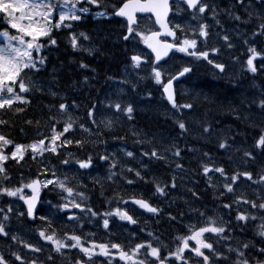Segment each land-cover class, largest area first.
<instances>
[{"label":"trees","instance_id":"1","mask_svg":"<svg viewBox=\"0 0 264 264\" xmlns=\"http://www.w3.org/2000/svg\"><path fill=\"white\" fill-rule=\"evenodd\" d=\"M217 1L212 0L211 4ZM247 1H232V11L245 21L226 22L227 30L218 36L216 44L206 45L207 49L218 47L219 63L225 65L219 75L208 61L176 60L179 55L176 52L159 66L164 81L183 67H191L192 71L178 86L176 98L179 105L191 104L190 109L173 108L165 98L162 84L158 85L150 75L154 59L148 52H145L147 62L140 67L131 64V51L122 39L121 19L95 17L101 9L93 5L80 21L71 22V29H53L51 35L57 41L54 46L48 45L46 37L41 39V43L47 45L40 53L47 58L45 64L39 72L25 74L38 80L41 90L33 88L30 94L26 93L27 104L17 101L12 108L0 109V120L6 122L0 124V133L15 143L30 145L50 137L53 124L56 131L61 132L70 115L73 128L64 133L61 140L73 143L63 144L56 153H37L35 158L30 149L22 159L10 157L6 164L12 176L24 171L32 180L51 177V168H54L57 176H66L72 183L75 181L80 190L88 194L92 207L101 210L102 202L107 201L108 212L122 208L124 200L133 196L152 200L161 210L155 216V223L160 226L170 217L173 225L180 224L175 220L182 216L192 224L201 213L215 211L230 223L226 224L230 228L225 231L251 261L264 260L260 254L264 236L258 234V226L264 223V209L245 202L264 203V181L260 180V176H264V148L255 146L264 128V110L259 107V100L264 99V55L255 61V73L246 66L248 48L264 52V36L258 30L262 21L257 17V13H264V3L262 0ZM225 4L222 1L216 3V7ZM248 12L253 15L249 17ZM5 21L6 17L0 14V29L7 27ZM199 22L185 5L181 4L179 10L174 6L172 23L186 29L183 35L198 37V31L193 33L187 29H196ZM215 27L210 24V31L217 32ZM70 31L84 32L90 37L88 41L81 39V44L93 49L91 54L71 47ZM225 35L229 36L227 42L223 40ZM81 62L88 67L81 68ZM85 76L89 77L87 81ZM60 103L68 105L63 115L58 109ZM115 103L122 107L131 104L134 108L131 117L117 110ZM16 108L22 111L17 112ZM90 108L92 117L87 114ZM177 120L186 123L187 131L182 133ZM206 125L210 126L207 133L203 131ZM76 140L82 143L77 145ZM221 140H226V148H219ZM175 147L181 150L179 157L174 156ZM11 148L9 146L6 151L10 152ZM153 148L165 159L143 155ZM127 152H132L133 156H127ZM246 152L251 156H246ZM89 156L92 164L80 168L76 161ZM101 156H107L108 160H101ZM113 161L115 165L110 167ZM204 163L223 167L225 172L205 174ZM176 164L182 167L176 168ZM130 169L140 171L141 176L137 177ZM243 172L251 173V179L240 175ZM233 174L238 176L235 182L226 178ZM173 177L175 187H172ZM155 182L166 186L163 195L156 193ZM225 183H231L233 191L226 190ZM120 194L128 198L118 197ZM237 197L243 199L237 201ZM238 212L245 213L249 219L238 220ZM247 234L251 235L250 239ZM245 243L249 245L247 249L241 247Z\"/></svg>","mask_w":264,"mask_h":264},{"label":"snow or ice","instance_id":"2","mask_svg":"<svg viewBox=\"0 0 264 264\" xmlns=\"http://www.w3.org/2000/svg\"><path fill=\"white\" fill-rule=\"evenodd\" d=\"M264 3V0H262ZM183 4L186 6L187 10H192V15L196 18L198 14H203L207 9L212 7V15L215 17L216 10L214 6H210L205 0H175V8L180 9V5ZM83 5V6H80ZM96 6L101 10L96 12L95 15L106 17V16H117L124 18L126 24L122 25L125 29L122 39L124 41H129L133 39H139L147 48L151 49V53L154 54V60L152 61L153 66L151 67L150 75L155 80L158 85L162 84L163 94L166 96L169 103H171L173 108H191V104L179 105L176 102L173 90V81L179 76H183L185 73L192 71L191 67H183L175 75L167 79L166 82L163 80V74L156 64V62L161 61L163 57L168 56L169 52L175 49L178 52L186 53L191 57L196 59H205L208 60V63L214 64L216 69L221 71L224 70L225 65L222 63H214V61L209 60V52H217L215 47L199 51L197 50V39L189 38L187 35H183L186 29L180 24H171L169 22V14L173 10V4L170 3V0H0V14H3L6 17L7 27L4 30H0V36H3L4 43L0 44V109L12 108L15 102L19 101L27 104L28 101L24 93L30 92L33 88L37 91L41 90L40 82L34 80L32 77H26L28 72H39L41 66L46 62V57L40 55L41 50L47 45L41 43L42 38H47L48 45H55L57 43L56 39L51 35L53 29H60L67 27L71 29V22L80 21L84 13L90 11V6ZM247 11V9H246ZM150 14L155 17V25L158 26V31L151 30H141L140 25L137 21L138 14ZM231 15V13H229ZM249 17L253 15L252 12L247 13ZM258 18L262 21L258 25V30L261 34H264V13L258 14ZM234 19L240 20L239 15H235ZM219 23V21H216ZM207 24L199 23L196 29L189 28L188 31L197 33L199 37H208L209 33L207 31ZM15 31V34H10L12 31ZM177 30L182 34L181 36L177 35ZM255 33H253L254 35ZM165 38H161V37ZM166 37H173L174 40L169 42ZM70 44L73 49H80L92 53L93 49L84 48L81 44V39L84 41L90 40V37L84 32H71L69 33ZM224 41H229V36H223ZM232 47L231 44L228 45ZM248 57L246 61L247 69L255 73L257 71L256 66L254 65V59L256 57L264 55V52L257 51L255 47L248 48ZM145 60L143 55L133 54L130 57L131 64L134 67H140L141 63ZM81 68H87L88 65L81 62ZM89 77L85 76L84 80L87 81ZM127 83V81H125ZM135 87V85H132ZM18 89V90H17ZM56 95V93H52ZM75 102L73 101V105ZM114 107L117 110H122L127 113L129 117L134 111V108L131 104L122 107L120 103H115ZM259 107L264 110V99L259 100ZM68 105L65 103H60L58 109L60 110L61 115L67 111ZM17 112L22 111L20 108L15 109ZM88 116H93V110L90 108L88 110ZM52 119H55L53 117ZM6 123L5 121L0 120V124ZM30 123V121H29ZM95 123V121H93ZM110 123L107 126H110ZM182 133L187 131L186 123L183 120L176 121ZM74 121L69 115L67 120L64 122L63 130L61 132L56 131L55 124L51 127L52 135L50 137H44L37 141H34L30 145H23L15 143L13 140L9 139L5 134L0 133V194L6 195L8 197L19 196L21 200L27 205V216L34 217L36 211V205L40 198V190L42 187H47L48 185L58 186L59 188L66 191L69 196L74 192V189L66 185L67 177L64 179L56 178L55 172H52L53 179H44L41 181L39 178L33 179L27 184L21 182L17 187H7L5 182L10 179V176L7 173V170L4 167V162L7 161L10 157L13 159H22L26 150H31L33 158L37 153L43 154L44 152L56 153L58 147L61 144H71V140H61V137L64 133L68 132L73 128ZM255 126V125H254ZM81 128H84V125H80ZM203 131L205 133L210 131V126H204ZM60 141V144L57 143ZM75 143L80 145L82 142L76 140ZM9 146H12L11 151H6ZM219 148H226V140H221L219 143ZM255 146L264 148V128H261L260 135L255 140ZM180 148L175 147L174 156H180ZM127 156H133L132 152H127ZM144 156L155 158V159H165L160 152L153 148L150 152H144ZM208 156L207 153L204 154ZM246 156H251L250 152L245 153ZM101 160H108L107 156H101ZM68 161H63L67 163ZM76 163L80 168H88L92 164V158L89 156L86 160H77ZM115 161H113V167ZM142 167H147L142 165ZM176 168H181L182 165L176 164ZM135 171L137 177L141 176L140 171ZM202 170L205 174L210 171H215L221 174H224L225 170L223 167H214L212 164L204 163L202 164ZM45 172L49 171L44 169ZM240 175H243L251 179V173L243 172ZM231 181L235 182L238 179L237 174L231 175V177H226ZM111 179V176H109ZM260 180L264 181V176H260ZM131 183V181H129ZM165 187L162 186L159 182H155V191L161 195L165 192ZM172 187H175V177L172 178ZM229 192L233 191V185L231 183H225L223 186ZM30 189V195H24V189ZM81 199H84V194H78ZM135 204L139 205L141 208L147 209L149 212L157 213L160 210L157 207H153L147 200L140 199L136 197H131ZM237 201L242 200V197H237ZM251 203L252 207H259L264 209V203L257 205L255 202L245 201ZM60 209L68 208H77L82 211L90 213L92 216H97L99 213L93 211L91 208H86L82 203H77L75 200H72L70 203H64L58 205ZM225 207H230V205H225ZM0 211H4L0 209ZM8 212L12 211V208L9 206L7 209ZM115 214L121 219L128 220L131 223H136L132 216L128 214L127 211L122 208L113 209L112 212H105L103 215L105 217ZM203 215V213H201ZM70 219H76L75 216H70ZM4 219H8L7 213L4 215ZM41 220H47V217L41 216ZM238 220H247L249 219L248 215L243 212L237 213ZM103 225L105 228L109 225V220L105 218L103 220ZM258 234L264 236V223L258 226ZM51 228V223L49 222L45 228L39 230V235L46 241H51L56 252H61L65 248H79L80 252L84 256L88 257L90 260L96 254V250L99 249V253L105 257L109 256H119L120 260L128 262V264H146L147 257L155 258L158 261V264H165V258H161V250L159 246H153L151 241H144L142 243L135 244L131 248L130 252L125 251L124 248L118 243H97L95 240H88L87 245L83 241V237L76 234L69 235L64 233L63 238L58 237L55 231H52L51 234L48 233V229ZM225 232L224 226H217L216 221L212 218H208V223L204 226H197L195 224L189 225V235H183L178 237L179 244L176 250L169 251L168 256H173L176 260H184V252L190 247L189 241H195V247L191 248V251L195 253L197 257L202 258L201 264H212L210 256L206 255L203 249L211 250L212 254L216 257H222L223 254L219 251H216L212 243H208L203 239L205 233H215L217 235ZM0 234L5 236L8 233L5 231V224L0 222ZM13 240H16L15 235L12 236ZM23 243V241H21ZM29 249H34L39 252L40 249L36 248L33 244H25ZM243 249H247L249 245L247 243L241 246ZM110 249L116 250L111 252ZM146 249V258L139 259L140 251ZM229 252H232L233 249L229 248ZM237 259L235 264H251V258L245 256V252L241 251L239 248L235 250ZM260 254L264 255V248L260 249ZM15 256L16 260H21L22 257L17 253H12ZM0 264H8V261L5 257L0 254ZM31 264H38L37 261H31ZM75 264H84L80 259H76ZM187 264V261H185ZM256 264H264V260L256 261Z\"/></svg>","mask_w":264,"mask_h":264},{"label":"flooded vegetation","instance_id":"3","mask_svg":"<svg viewBox=\"0 0 264 264\" xmlns=\"http://www.w3.org/2000/svg\"><path fill=\"white\" fill-rule=\"evenodd\" d=\"M138 23L142 28H148L152 31V17L151 16H139ZM12 178L5 182V186L11 187ZM3 199H7L8 196L0 194ZM118 197L128 198L126 194H120ZM9 199V198H8ZM151 205L154 201L149 200ZM102 208L99 210L95 207V212L99 215L95 216V219L87 216L83 211L71 210L64 216V213L68 210H63L58 208L57 216L55 218V233L58 237L63 238L64 233L76 234L83 237L85 246L88 240H95L99 243H118L125 251L131 250L132 247L137 243H142L144 241H151L153 246H159L161 250V258H165V264H201L202 258L197 257L195 253L191 251L192 247H195V241H189L190 247L184 252V260H176L173 256H168L169 251H175L179 240L178 237L183 235H189L185 225L176 224L173 225L171 218L166 221L162 226L155 223L157 213L149 212L147 209L141 208L139 205L135 204L132 199H125L122 203L123 210L127 211L130 216L136 221V223H131L128 220L121 219L117 217L112 225H108L107 228L103 225V220L107 218L109 221L112 218L109 216L105 217L103 214L107 212V201L102 202ZM155 206V205H154ZM156 207V206H155ZM8 208H6V212ZM65 211V212H64ZM70 216L77 217L76 219H70ZM156 216V217H155ZM155 217V218H154ZM142 223H145L142 225ZM204 226V225H199ZM8 233L7 236L0 234V254H2L8 261V264H20L19 260H16L15 256L12 255V240L9 230L5 228ZM223 234L215 233H205L203 239L208 243H212L216 251L223 254L222 257H216L212 254L211 250L203 249L206 255L210 256L212 264H235V258L232 252H229V248L233 249V241L225 239L223 241ZM231 237V235L229 236ZM27 248V247H26ZM54 248V246H53ZM111 252L116 250L110 249ZM47 252L44 248H41L39 254L41 255L38 264H45L44 258ZM139 259L146 258V249L140 251ZM76 259H80L84 264H128L126 261L120 260L119 256H109L105 257L99 253V249L96 250V254L91 258V260L84 256L80 252L79 248H65L61 252H56L53 250L52 263L53 264H75ZM234 259V260H233ZM21 264H24L21 262ZM146 264H158L155 258L147 257Z\"/></svg>","mask_w":264,"mask_h":264},{"label":"water","instance_id":"4","mask_svg":"<svg viewBox=\"0 0 264 264\" xmlns=\"http://www.w3.org/2000/svg\"><path fill=\"white\" fill-rule=\"evenodd\" d=\"M173 1H174V0H170V3H172ZM146 14H147V13L142 14V15H146ZM171 14H172V12L169 14L168 19L170 18ZM149 15H150V14H149ZM152 17H153L154 20H155V17H154V16H152ZM156 26H157V25H156ZM157 27H158V26H157ZM162 37H163V36H162ZM168 38H169L170 40H174L173 37H168ZM169 42H170V41H169ZM144 47H145L146 49H148V50L151 52V49L147 48L146 45H144ZM170 54H171V52H169L168 56L163 57V58L161 59V61H158V62H156V63H161V62L165 61V60L170 56ZM153 56H154V54H153ZM181 77H182V76H179V77H177L176 80L173 81L174 96H175V87H174V84H175V82H176L177 80H179ZM30 191H31V190H30ZM39 203H40V198H39V200H38V202H37V205H36V211H37V209H38ZM26 206H27V205H26ZM36 211H35V214H36ZM34 217H35V215H34ZM34 217H29V218H30V219H34Z\"/></svg>","mask_w":264,"mask_h":264},{"label":"rangeland","instance_id":"5","mask_svg":"<svg viewBox=\"0 0 264 264\" xmlns=\"http://www.w3.org/2000/svg\"><path fill=\"white\" fill-rule=\"evenodd\" d=\"M141 30H146V29L145 28H141ZM13 33L15 34V31ZM2 43H4V38H3V36H0V44H2ZM64 192H66V191H64ZM17 199H19L20 201H23V200H21L19 198V196H16V197H13V203H16Z\"/></svg>","mask_w":264,"mask_h":264},{"label":"bare ground","instance_id":"6","mask_svg":"<svg viewBox=\"0 0 264 264\" xmlns=\"http://www.w3.org/2000/svg\"><path fill=\"white\" fill-rule=\"evenodd\" d=\"M219 54V53H218ZM212 214H215V211H211ZM264 258V255L262 256Z\"/></svg>","mask_w":264,"mask_h":264}]
</instances>
